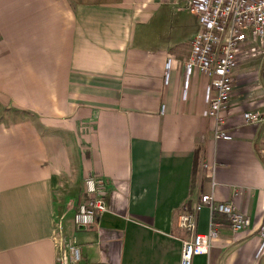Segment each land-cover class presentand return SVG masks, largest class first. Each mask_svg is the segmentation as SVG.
Segmentation results:
<instances>
[{"label": "crops", "instance_id": "crops-1", "mask_svg": "<svg viewBox=\"0 0 264 264\" xmlns=\"http://www.w3.org/2000/svg\"><path fill=\"white\" fill-rule=\"evenodd\" d=\"M199 30L189 0H0V264H70L62 238L80 264H180L177 217L212 191L252 226L221 221L193 264H264V117L243 118L264 116V53L243 45L224 110L232 138L217 140L207 78L195 71L184 93ZM90 175L107 211L77 230ZM211 226L205 207L198 231Z\"/></svg>", "mask_w": 264, "mask_h": 264}, {"label": "built area", "instance_id": "built-area-1", "mask_svg": "<svg viewBox=\"0 0 264 264\" xmlns=\"http://www.w3.org/2000/svg\"><path fill=\"white\" fill-rule=\"evenodd\" d=\"M189 8L198 15L200 30L190 42V54L185 62V96L191 75L197 71L209 81L205 104L208 116L216 121L215 138L229 140L231 135L224 131V110L234 93L233 72L243 45L264 38V0H189ZM170 79L169 64L165 71V83ZM164 112V107L162 108ZM257 111L243 114L246 123L263 119ZM204 167H208L204 164ZM215 165L212 173V189L215 188ZM105 181L90 175L85 179L81 201L74 215L77 230H84L97 223L99 216L107 211L103 198ZM211 194L201 195L190 210L177 217L176 225L187 234L183 240L180 264H193L197 255H208L211 244L219 236L222 224L213 220L214 214L223 215L233 232L251 228L252 220L241 213L233 202L218 203ZM211 213L212 226L203 234L198 231V216L204 208ZM259 246L256 257L264 255V223L259 231ZM69 256L70 264L80 263V250L75 238L60 239V250ZM58 264H65L63 256Z\"/></svg>", "mask_w": 264, "mask_h": 264}, {"label": "rangeland", "instance_id": "rangeland-1", "mask_svg": "<svg viewBox=\"0 0 264 264\" xmlns=\"http://www.w3.org/2000/svg\"><path fill=\"white\" fill-rule=\"evenodd\" d=\"M251 46H253V48L257 49L258 52H255V54L252 57H259L262 58V53H264V38L261 39H255L251 42ZM256 66V65H254ZM256 67H260V66H256Z\"/></svg>", "mask_w": 264, "mask_h": 264}, {"label": "trees", "instance_id": "trees-1", "mask_svg": "<svg viewBox=\"0 0 264 264\" xmlns=\"http://www.w3.org/2000/svg\"><path fill=\"white\" fill-rule=\"evenodd\" d=\"M261 79H262V82L264 84V64H263L262 69H261ZM213 220L215 222H221V221L222 222H227V219L223 215H220V214H217V213L213 215Z\"/></svg>", "mask_w": 264, "mask_h": 264}]
</instances>
